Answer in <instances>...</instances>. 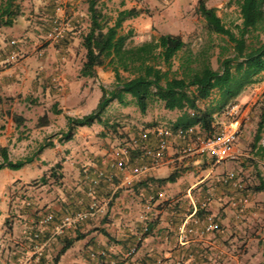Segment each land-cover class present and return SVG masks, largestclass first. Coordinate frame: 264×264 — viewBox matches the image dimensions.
I'll use <instances>...</instances> for the list:
<instances>
[{"label":"rangeland","instance_id":"1","mask_svg":"<svg viewBox=\"0 0 264 264\" xmlns=\"http://www.w3.org/2000/svg\"><path fill=\"white\" fill-rule=\"evenodd\" d=\"M238 2L205 0L206 6L215 8L218 17L228 28L241 22ZM17 3L21 15L12 27L0 30V131L6 129L0 136L6 135L5 148L10 161L25 160L32 156L33 162L18 172L0 170V264H23L25 261L52 264L68 236L64 239L57 236L58 239L54 240L50 237V229L57 226L63 216L86 209L93 196L99 209L97 215L104 217L96 215L85 222L90 232L96 234L85 240L87 243L82 250L88 255L102 251L96 249L90 252L94 239L96 245L99 243L98 238L112 246L126 243L127 234L122 230L119 232L117 226L120 223L124 227L129 225L130 219L135 223L133 231L137 230L138 237L141 236L145 226L142 232V229L136 228V223L147 224V219H144L146 206L158 209L160 201L162 205L169 203L171 196L177 194H189L194 201L197 200L200 206L197 208L202 212L200 221H206L202 233H220L221 227L231 228V223H217L220 222V214L227 216L222 213L225 208L229 209L230 215H239L237 234L233 233L232 236L229 233L225 241V249L230 257L224 255L225 262L221 261L222 264H260L264 256V210L260 206L264 203L257 201L251 207L242 202L238 207L232 205L234 201L229 199L241 195L252 200L251 188L262 179L260 174L264 173V166L247 156H238L234 161L218 165L210 158L196 166L185 165L192 157L177 159L178 149L172 145L173 153L169 158L174 159L172 163L176 164L174 168L180 175L175 184H163L158 189L157 203H152L153 194L147 202L139 195L145 187L136 189L127 184L119 186L121 181L117 182V177L107 193L102 194L104 197L96 200V187L83 178L85 173L93 174L96 168H105L108 163L106 160L113 162L115 151L135 147L140 132L169 127L179 113L166 111L162 103L154 102L142 115L134 101L126 97V105L114 101L107 107L102 116L105 126L95 123L90 127H79L71 141L59 143V135L55 134L66 130L65 116L79 118L89 114L98 102L100 88L108 91L114 88V75L108 69L97 68L93 78L80 76L85 55L81 41L89 26L86 0H19ZM98 7L112 20L120 10L136 8L141 11L138 17L125 21L121 28V34L129 35L130 45H138L163 34L179 35L193 53L208 46L211 66L217 69V57L225 41L207 31L204 20L196 11L197 0H99ZM174 66H177V62ZM261 76L258 82L245 90V99H237L239 113L231 116L228 110L219 115L214 114L215 132L223 128H235L237 120L240 140L253 135L264 95V75ZM54 104L60 114H54ZM207 104L204 102L201 107ZM245 108H248L249 113L243 116ZM4 115L8 118H2ZM11 116L22 121L10 122L8 119ZM44 116L47 125L51 126L39 130L37 122ZM243 142L245 148L242 153L250 155L252 138L250 143ZM48 143H52L53 147L37 153L40 145ZM97 159H100L99 163H96ZM103 159L104 164L101 163ZM56 163L61 164V168L55 171L59 174L58 179L50 177V169ZM74 167L80 169L75 170ZM212 167L213 170L208 174ZM231 173L234 174V180L225 184L222 180ZM41 177L46 181H42ZM90 192L93 195L90 196ZM159 193L161 197H158ZM71 195L81 199L79 208L70 202ZM219 197L222 201H218ZM171 203L181 204L180 210L184 213L190 208L192 210L190 201L186 199ZM121 208H125L131 217L119 218V214L116 218L112 217L110 211L117 212ZM252 208L257 209V212L254 213ZM49 213L53 215L54 222L41 226L38 222ZM192 220L195 219L182 218L179 233L182 241L200 223L197 220L193 223ZM106 222L109 225L101 228ZM210 223L216 224L217 229L206 232L205 228ZM72 230L69 228L64 231ZM102 231L108 235L105 236ZM35 233H39L49 244L46 243L48 247L43 248L39 257L33 255L38 243L33 238ZM77 235L85 236L82 233ZM74 238L71 236L69 240ZM187 260L194 261L193 254H188Z\"/></svg>","mask_w":264,"mask_h":264},{"label":"trees","instance_id":"2","mask_svg":"<svg viewBox=\"0 0 264 264\" xmlns=\"http://www.w3.org/2000/svg\"><path fill=\"white\" fill-rule=\"evenodd\" d=\"M18 1L0 0V29L12 27L21 15ZM98 3L99 0H86L89 26L81 41L85 55L80 76L93 78L97 68L108 69L114 75L115 86L109 91L100 88L98 102L89 114L79 118L65 116L66 130L55 134L59 135V143L71 141L75 130L79 127H90L95 123L105 126L102 116L107 107L114 101L126 105V97L134 101L142 115L154 102L162 103L166 111L178 112L173 123L167 127L173 133L192 128L196 136L214 137L219 132L214 130V114H222L237 105L239 96L249 86L258 82V77L264 73V0H239L238 10L241 22L232 28L222 23L215 8L207 7L205 0H197L196 11L204 20L207 31L225 41L217 57V69L211 66L208 46L193 53L179 35L163 34L141 44L130 45L129 35L121 34V28L125 21L138 17L141 11L136 8L120 10L112 20L98 7ZM175 62H177L176 67ZM204 102H208L207 106L201 107ZM56 107L54 104V114H60ZM12 119L22 121L15 116ZM47 123L44 116L39 118L37 126H46ZM263 131L264 95L260 101V113L250 143L252 150L257 147ZM186 141L175 140L172 145L176 144L179 149L186 144ZM51 147H53L52 143L42 144L37 153L40 154L45 148ZM147 150L151 152L158 150L155 136L148 134L146 142L141 141L138 136L135 147L131 150L127 149L125 170L130 172L135 167L150 166L152 159L146 154ZM0 159V170L18 171L33 162L32 156L25 160L10 161L6 148H0ZM60 168L61 164L56 163L50 169V177L58 179L59 174L55 171ZM111 169V172H108L102 168H96L93 174L85 173L88 183L96 187V200L99 199L100 188L107 189L115 183V174L112 172H115L117 176L123 173L112 166ZM98 171L103 172L101 177H98ZM179 175L176 170L163 179L139 180L132 187L136 189L139 186L145 187V190L151 191L148 193L153 194L157 199L158 189L163 184L176 182ZM40 179L46 181L44 177ZM91 181H96V184ZM251 189L255 193H264L262 179L260 178L259 184ZM91 194L92 192L89 193L90 196ZM92 202H95L94 196L89 205ZM201 213L199 210L196 211L197 215ZM53 220L54 217L49 223ZM150 230L151 228L147 225L143 235L147 236ZM62 233L61 236H63ZM102 233L105 236L108 235L104 231ZM33 238L38 242L36 245L46 243L39 233L33 234ZM80 239V236L71 240L66 239L52 264H57L59 257ZM260 264H264V256Z\"/></svg>","mask_w":264,"mask_h":264},{"label":"crops","instance_id":"3","mask_svg":"<svg viewBox=\"0 0 264 264\" xmlns=\"http://www.w3.org/2000/svg\"><path fill=\"white\" fill-rule=\"evenodd\" d=\"M1 30V29H0ZM97 71V70H96ZM261 75H264V73H262ZM259 76L258 77V81L259 79H261L263 76ZM264 83V82H263ZM245 91L239 96V99H245ZM256 99H259V97L256 96ZM262 99V98H261ZM249 110L248 108H245L243 110L242 115H248ZM13 116L10 117V122L13 120L12 119ZM2 118H8L6 115H4V117ZM47 126H51V124H48L46 126H42L39 127V130H43L45 128H47ZM82 128V127H81ZM6 131V129L0 131V134L4 133ZM6 135H2L0 136V147L5 148L6 147V140H5ZM253 137V135H249V136H245L244 140H240L239 138L237 139V142L235 144V152L237 157L238 156H247L251 159L256 160V162H258L260 165L264 166V131L262 133V138L261 140L258 142L257 147L255 149H250L251 154L248 155L246 153H242L243 149L245 148L242 145V141H244L243 143H245V141L247 143L251 142V138ZM248 139V140H247ZM14 140V139H12ZM176 146V144H173V146ZM172 145L169 147V149L167 150L166 153V161L159 166L158 168L152 170L151 172H149L148 174H146L145 176L141 177V181L148 179V178H154V179H163L168 177L173 171H176L177 169L174 168V163L171 157L172 155ZM103 154L105 153V151L103 150L102 152ZM100 154V155H103ZM259 154V156L257 155ZM254 155H257L256 157H254ZM192 160H190V162L186 161L185 165H189L191 164L192 166H196L200 163H203V160H208L207 157H192ZM245 160V159H244ZM100 159L96 160V163H99ZM106 162H108L105 166V168L103 167L102 169L111 172V164L112 162H109V160H106ZM101 163L104 164L105 163V159L101 160ZM180 166V164H178ZM83 167V166H81ZM24 168V167H23ZM22 168V169H23ZM75 168V167H74ZM20 169V170H22ZM80 169L79 167H76L75 170ZM264 169V168H262ZM18 170V171H20ZM213 170L212 169L208 172V174H210V172ZM18 171H13V172H18ZM86 170H84L85 172ZM127 171L123 172L122 174H120L117 176L115 173V177H117V180L121 181L119 186L127 184L129 186H133V184L136 183V181L138 182L139 178H133L131 176H128ZM119 177V178H118ZM260 177H262V181L264 183V173L260 174ZM85 178V176L83 177ZM201 182V180L196 183L195 185L199 184ZM229 183V182H228ZM169 184H175L174 183H166V185ZM259 184V183H258ZM193 185V186H195ZM109 189V186L108 188ZM107 189H99L100 196L99 199H102L104 196L102 194L107 193ZM106 191V192H105ZM160 191V190H159ZM158 191V192H159ZM253 192V191H252ZM223 193H220V195H222ZM143 199L147 202V200L152 199V195L149 194L147 192V190L145 191H141L140 194ZM71 200L70 202L73 204L74 207L79 208L81 199H79L78 197H74V195H71ZM249 198V196H248ZM170 202L168 203H164L162 205V202L160 201L158 204V209H151V207L146 206L145 208V217L144 219H147V224L144 225L145 223L142 224H137L136 223V228H140L142 229L143 232V226H147L149 225V228H151L150 233L147 236H144L143 233L141 234V236L138 237V233L137 230L136 232L133 231L135 223H132V219H130V224L126 225L125 227L123 225L117 226L120 230L119 232H125L126 235V243H120L118 245L112 246L110 245V243L104 242L102 239L98 238L99 243L96 245L95 241L96 239H94V241H92V249L91 247H87L88 249H91L90 252L92 250L97 251L98 250H102L106 253V262L108 264H188L189 262H187V255L188 254H193L194 256V261L190 262L191 264H222V262L225 260L224 255L230 257V254L228 253V250L226 251L225 249V241H227L228 239V234L231 233V235L237 234V229H238V217L237 216H232L229 214L228 212V208L223 209L222 213H225L227 216H224V214H220V217L218 218V220L220 222H217L218 224L221 223L223 224V222L226 223H231V228H227V229H222L223 227H221V231L216 232V233H202L203 227L206 225V221L204 222V220L202 219V221H200L199 216L196 214V211L198 210L197 207H200L199 204H197V200L194 201L193 197L191 195H184L182 194L181 196H177L176 195H172L170 198ZM182 199H186L188 201H190L189 204L192 205V210L191 208L188 210L187 213L182 212V210H180V205L181 204H174L171 203L174 200L176 202H180ZM210 197L207 199L209 200ZM231 200L234 201V203H232V205H237L238 207L240 205H242L243 203L250 205L251 207H253L255 205V203L257 201H261L262 203H264V193H255L253 192L252 195V200L249 201V199L244 198L241 195H235L233 198H229ZM222 201V198L219 197L218 201ZM158 202V199L153 198L152 203L155 204ZM243 202V203H242ZM242 203V204H241ZM260 205H257L256 207H259ZM261 207V210H264V204ZM81 209V208H80ZM253 209V208H252ZM82 211V209H81ZM199 211L200 208H199ZM242 211V210H240ZM235 212L237 213V208H235ZM253 212L256 213L257 209H253ZM102 213V211H101ZM107 213V212H105ZM112 213V217H117L116 215H120L119 218L122 217H129V213L125 208H121L119 209L117 212H111ZM109 213V214H110ZM105 215V214H104ZM215 215V214H212ZM98 217H104L102 215H97ZM97 217V218H98ZM131 217V214H130ZM129 217V218H130ZM140 218L142 216H139ZM154 217V218H153ZM186 217L188 220L194 218L195 220H192L193 223L196 222V220L198 222H200L198 225H196L194 227V232L190 235H188L186 237L185 241H182L180 238V232H181V221L182 218ZM118 218V219H119ZM142 219V218H141ZM91 220V219H90ZM96 220V219H95ZM118 221V220H116ZM115 221V222H116ZM86 220L84 222H81L77 225H75L74 227H72V231H68L65 234H63V236H60L59 233H57V227L51 228V236L52 238H54V240H57V236H59V238H65L68 236L69 237H76L78 236V233H82L85 234V236H80L81 239L78 241H75L71 247L69 249H67L61 256L59 259V262L57 264H96V260H93L89 257L88 254L84 253V251L82 250L84 248V246L86 245V239L88 238H92L94 237L96 234L93 232H90V228L89 225L87 223H85ZM103 223V221H102ZM115 224V223H114ZM114 224H111L112 226H114ZM220 224V225H221ZM109 223L106 222L105 224L101 225V228H104L105 226H108ZM116 225V224H115ZM127 227V228H126ZM122 230V231H121ZM213 232V231H212ZM135 235V236H134ZM56 236V237H55ZM233 236V235H232ZM236 236V235H235ZM48 244V243H47ZM46 244V247H48V245ZM58 246L60 247V243H57ZM35 249V248H34ZM130 252H133V254L129 255ZM89 253V252H88ZM235 259V258H234ZM236 260V259H235ZM210 261V262H209ZM222 261V262H221ZM225 262V261H224ZM38 264H42V263H38Z\"/></svg>","mask_w":264,"mask_h":264},{"label":"built area","instance_id":"4","mask_svg":"<svg viewBox=\"0 0 264 264\" xmlns=\"http://www.w3.org/2000/svg\"><path fill=\"white\" fill-rule=\"evenodd\" d=\"M228 113L233 116L239 113L238 105H234L228 111ZM238 121L235 120V128H223L218 132V134L211 138H203L200 136L194 135V130L188 129L186 131L179 130L176 133H173L167 127H157L150 130L142 131L139 134L140 140L146 142L148 134L154 135L158 142V150L151 152L150 150L146 151V154L149 155L152 159L150 166H140L133 168L130 172L125 170L126 157L128 155L127 148H122L114 153V159L112 162V167L116 170L128 173V176L133 178H141L145 176L152 170L158 168L164 163L166 158V153L169 147L172 145V142L175 140H187L186 144L181 146L177 151V159L186 158V157H207L213 160L215 165L221 164L227 161H234L237 158L235 152V144L238 139L239 129L237 128ZM135 143V142H134ZM98 177L103 175L102 171L97 172ZM127 176V177H128ZM234 180V174H227L224 177L223 182L228 183ZM96 184V181H91ZM162 194L159 193L158 197H161ZM99 212L97 204L92 202L89 207L82 211L72 215L65 216L57 226V233L61 234L65 229L74 227L75 225L84 222L85 220L91 219L96 216ZM53 218L51 213L46 214L41 218L39 224L44 226L48 224ZM217 229L216 224H208L205 228L206 232H211ZM191 230H189L190 232ZM47 243V242H46ZM46 243L38 245L35 247L33 255L39 257L43 248L46 246ZM133 254L130 252L129 255ZM89 257L93 260H96V264H108L106 260V253L104 251L92 252ZM23 264H32L30 261H25Z\"/></svg>","mask_w":264,"mask_h":264}]
</instances>
